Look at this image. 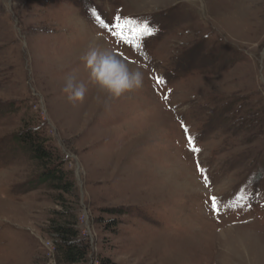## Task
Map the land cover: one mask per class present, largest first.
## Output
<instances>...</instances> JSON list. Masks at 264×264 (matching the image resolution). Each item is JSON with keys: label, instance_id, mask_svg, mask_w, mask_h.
<instances>
[{"label": "rangeland", "instance_id": "374dc122", "mask_svg": "<svg viewBox=\"0 0 264 264\" xmlns=\"http://www.w3.org/2000/svg\"><path fill=\"white\" fill-rule=\"evenodd\" d=\"M116 17L153 34L137 49ZM93 45L142 86L100 91ZM30 130L69 192L43 180ZM57 225L80 232L76 264H264V0H0V264H69Z\"/></svg>", "mask_w": 264, "mask_h": 264}, {"label": "clouds", "instance_id": "9594fccd", "mask_svg": "<svg viewBox=\"0 0 264 264\" xmlns=\"http://www.w3.org/2000/svg\"><path fill=\"white\" fill-rule=\"evenodd\" d=\"M82 59L91 82L112 98H119L126 92L139 89L143 84V73L132 69L111 49L90 46ZM63 91L70 102L76 103L84 99L86 86L73 74L66 78Z\"/></svg>", "mask_w": 264, "mask_h": 264}, {"label": "trees", "instance_id": "16d2710c", "mask_svg": "<svg viewBox=\"0 0 264 264\" xmlns=\"http://www.w3.org/2000/svg\"><path fill=\"white\" fill-rule=\"evenodd\" d=\"M20 143L26 145L27 148L33 152L34 157L40 161L44 167L42 178L46 182H51L54 187L60 191L69 192L72 188L71 183L64 180L65 173L60 164L56 163L57 158L47 150L43 140L35 137V131L30 130L28 136L19 138ZM58 236L62 239V246L60 252L63 260L69 264L82 263L86 261L88 256V249L77 242L76 237L79 236V230L75 227H66V225H57ZM101 264H119L113 262L109 258H102Z\"/></svg>", "mask_w": 264, "mask_h": 264}, {"label": "snow or ice", "instance_id": "6c2138e0", "mask_svg": "<svg viewBox=\"0 0 264 264\" xmlns=\"http://www.w3.org/2000/svg\"><path fill=\"white\" fill-rule=\"evenodd\" d=\"M116 24L114 29L115 35L118 36L122 42L132 45L133 47L139 49L142 47L141 39L145 36H149L153 34V29L148 24H141L139 26L135 25L132 20H124L121 23V18L116 17ZM98 23L101 27L108 30L110 28V24L106 22L102 17L98 18ZM124 29H127V34H125ZM158 83L163 84L164 81L159 79L157 80ZM189 144L194 152H198L199 148L196 147L195 142L191 136L188 137ZM203 173L204 170L200 169ZM204 180L207 183L208 178L205 175ZM211 200V209L219 215L220 213V199L216 196H212Z\"/></svg>", "mask_w": 264, "mask_h": 264}]
</instances>
